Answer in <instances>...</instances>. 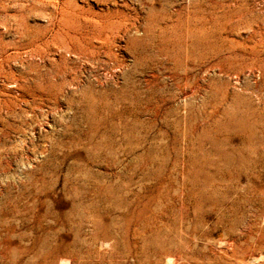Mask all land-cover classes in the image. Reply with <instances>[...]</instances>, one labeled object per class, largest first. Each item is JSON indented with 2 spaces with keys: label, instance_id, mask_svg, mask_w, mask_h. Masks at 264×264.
Returning <instances> with one entry per match:
<instances>
[{
  "label": "rangeland",
  "instance_id": "1",
  "mask_svg": "<svg viewBox=\"0 0 264 264\" xmlns=\"http://www.w3.org/2000/svg\"><path fill=\"white\" fill-rule=\"evenodd\" d=\"M0 144V264H264V0H0Z\"/></svg>",
  "mask_w": 264,
  "mask_h": 264
},
{
  "label": "bare ground",
  "instance_id": "2",
  "mask_svg": "<svg viewBox=\"0 0 264 264\" xmlns=\"http://www.w3.org/2000/svg\"><path fill=\"white\" fill-rule=\"evenodd\" d=\"M73 49L75 50V51H78V50H76V49H78L75 45H73ZM72 48V47H71ZM70 48V49H71ZM68 49V48H67ZM69 49V50H70ZM80 51H82L83 49L82 48H80L79 49ZM86 51H84V53H85ZM196 62H197V58H196ZM196 66H198V64L196 63L195 64ZM190 69L191 68H189V69H185V71H186V74L188 73V72H190ZM19 88V87H18ZM18 90V89H17ZM19 92H22L20 89L18 90ZM18 92V93H19ZM30 95L32 96V98H37L38 99V97H40V95H42V92L41 91H39V89H35L34 91H32L31 93H30ZM17 97H16V99L17 100H20V101H26L25 100V93H19V95H16ZM8 98H9V96H8ZM13 99V98H12ZM7 101V100H6ZM12 107H13V105H12ZM7 109V108H6ZM12 110V109H11ZM13 126V125H12ZM16 128V127H15ZM5 146H7V145H5V144H0V155H1V150L2 149H4L5 148ZM3 155V154H2Z\"/></svg>",
  "mask_w": 264,
  "mask_h": 264
}]
</instances>
